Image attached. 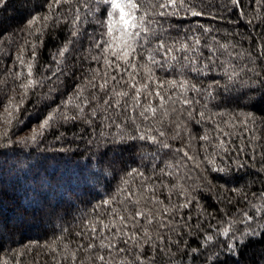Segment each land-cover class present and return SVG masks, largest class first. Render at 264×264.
I'll return each instance as SVG.
<instances>
[{
	"label": "snow or ice",
	"instance_id": "1",
	"mask_svg": "<svg viewBox=\"0 0 264 264\" xmlns=\"http://www.w3.org/2000/svg\"><path fill=\"white\" fill-rule=\"evenodd\" d=\"M6 3L7 0H0V7ZM63 5L70 7L61 15L59 10ZM212 7L208 0H48L47 13L33 15L21 31L31 37L61 22L65 27L71 26L72 30L52 59L50 75L33 78L36 42L24 39L17 45L19 53L13 61L15 69L5 68L4 72L8 73L14 84L22 80L26 82L16 84V88L21 90L18 102L13 95L4 105V112L0 113V126L3 127L0 139L8 137V126L16 119L14 112L20 111L29 91L35 94L36 89L45 86L46 80H58L64 75L66 57L79 51L76 48L78 43L82 47L83 43H87L90 51L82 59L102 64L104 70L101 71L99 67L90 69L91 77L85 80L83 87L76 89L75 96L81 99L80 103L73 105L74 112L64 110L65 106L73 104V98L61 101L38 127L32 129L30 135L18 138L17 143H36L47 129L63 121H81L88 125L96 124L97 127L114 126L121 129L120 141L140 140L155 146L154 158L167 150L164 155L171 154L174 162L167 164L166 172L161 171L169 177L190 180L193 167L199 170L204 164L215 165L212 157L219 156L221 152L229 159L236 157L233 162L243 167L240 164L241 156H246L248 150L255 152L257 148L264 149V135H257L260 130L255 114H233L225 120L223 117L227 114L210 112L208 103L217 100L222 93H236L239 98L246 96L248 91L261 93L251 105L253 108L257 102L264 100V32L259 42L254 37H248L255 43L256 51L253 53L240 50V45L226 37L222 39L211 26L197 22L181 31L174 23L178 17L223 19L213 16ZM215 7L219 9L221 5ZM222 7L225 11L235 9L240 17L247 15L244 0H225ZM251 7L256 14L248 23H252V20L264 23V16L260 14L264 13V0H251ZM92 24H95L96 30L90 34L87 29ZM173 31L177 32L175 39L172 37ZM3 43L6 42L0 40V44ZM13 44L15 40L9 47ZM26 50L31 52L27 63ZM25 68L26 73L23 71ZM157 72L170 75L160 79ZM205 78L210 82L203 83ZM0 83H7V79ZM125 85L127 90H117ZM16 88L12 91L15 92ZM87 89L92 91L89 96H84ZM97 93L104 95L98 96ZM188 121H210L214 125L212 133L206 131L199 137L200 141L205 142V151L206 145L213 148L199 162H196V156L190 154L191 140L195 137L185 136ZM129 127L135 129L136 134L126 137L124 130ZM213 135L216 139L214 144ZM170 141H179L184 147L173 148ZM8 142H13L10 137ZM258 154L264 158V151ZM211 171L225 173L230 169L212 167ZM127 176L133 177V182L125 178L116 195L96 205L86 222L82 218V226L75 233L78 237L75 250L65 255L57 252V240L63 237L42 246L53 253L54 264H64L69 260L71 264H120L118 258H123L127 264H159L160 257H172L173 247L180 249L183 245L182 235L187 231H195L204 241L192 249L194 254L204 249L201 253L204 256L203 264H220L216 259V250L220 247L235 252L237 245L243 243L242 238H264V214L257 216L240 208L236 209L240 213L239 219H228L231 214L229 209L221 214L220 220L212 217L216 220L215 224L207 221L202 224L203 216L211 213L202 207L198 209L200 216H195L191 211L184 213V210L197 205L187 188L179 184L165 185L160 177H148L138 169H132ZM137 177L140 181L138 185L135 184ZM197 179L203 181L204 177L198 176ZM157 181L160 189L167 192L165 198L168 204L155 194ZM221 187L224 189L223 202L226 206L235 207V203L243 200L255 209L249 193L243 189L228 188L227 181ZM174 195L181 197L182 202L174 203ZM252 195L257 196L256 193ZM259 197L264 198V191L259 193ZM222 222H226L228 227H223ZM213 228L216 229L215 237L211 234ZM173 233L178 237L176 240L172 239ZM219 237L228 239L220 240ZM68 247L64 244L63 250ZM18 255L22 256L23 253ZM61 255L62 259H58ZM2 264L8 262L3 261Z\"/></svg>",
	"mask_w": 264,
	"mask_h": 264
},
{
	"label": "trees",
	"instance_id": "2",
	"mask_svg": "<svg viewBox=\"0 0 264 264\" xmlns=\"http://www.w3.org/2000/svg\"><path fill=\"white\" fill-rule=\"evenodd\" d=\"M208 2L213 5L211 8L213 16L223 19H212L207 16L186 19L178 17L174 23L181 31L187 30L197 22L211 26L222 39L226 37L240 45V50L255 53V43L248 37H254L255 41L259 42L261 33L264 32V23L260 20H252V23H248L256 14L252 11L251 0H244V11L247 15L243 17L238 16L235 9L223 10L225 0H208ZM47 3L48 0H7V3L0 7V40L6 42L0 44V81L7 79V83H0V113L4 112V105L13 95L17 97L18 102L21 90L16 88V84L26 82L22 80L14 84L8 73L4 72L5 68L15 69L13 61L15 55L19 53L17 45L24 39L36 42L33 78L50 75L49 66L52 64V59L72 30L71 26L65 27L61 22L44 29L42 34L31 37L21 31L26 21L33 15L47 13ZM217 4L221 5V8H216ZM69 7L63 5L59 14L63 15ZM260 14L264 16V13ZM87 30L90 34L94 33L95 24L88 26ZM172 37L173 39L177 37L176 31L172 32ZM13 40L15 44L9 47ZM76 48L79 51L66 57L63 65L64 75L51 82L46 80L45 86L36 89L35 94L29 91L20 111L14 112L16 119L8 126V137L13 142L9 143L8 137L0 139V264L3 261H7L8 264H54L53 253L42 246L51 244L60 237L63 239L57 240L58 253L62 252V255H65L75 250V243L78 240L75 233L82 226V218L86 222L88 214L92 213L96 205L116 195L125 178L133 182V177L127 176L132 169H138L148 177H160L165 185L179 184L187 188L197 201V205L192 209L184 210V213L191 211L195 216H200L201 212L198 209L201 207L207 213H211L203 216L202 224L205 221L215 224L216 220L221 219V214L229 209L231 214L228 219H239L240 213L236 209L240 208L257 216L264 214V198L259 197V193L264 191V158L258 154L264 149L257 148L255 152L248 150L246 156L240 157V164H243V167L233 162L236 157L229 159L221 152L219 156L212 157L215 165L204 164L199 170L193 167L192 179L185 181L165 175L167 164L174 162L171 154L164 155V151L167 150L155 155L154 158L155 146L140 140L120 141L121 129L114 126L97 127L96 124L88 125L81 121H63L56 127L47 129L36 143L31 141L17 143L18 138L30 135L32 129L38 127L61 101L73 98V104L65 106L64 110L74 112L73 105L80 103L81 99L75 96L76 89L83 87L85 80L91 77L90 69L99 67L101 71L104 70L102 64L90 59H82L87 57L90 51L87 43H83V47L78 43ZM30 58L31 52L26 50L25 62L27 63ZM23 71L26 73V68ZM169 75V73L157 72V77L160 79H166ZM209 82L207 78L203 80L205 84ZM13 88H16L15 92L12 91ZM117 90H127L126 85ZM91 91L87 89L83 95L89 96ZM241 91L247 90L241 89ZM260 94L258 91H248L246 96L237 98L236 93H222L217 100L209 101L208 108L210 112L227 114L223 117L225 120L233 114L252 112L256 116L257 128L260 130L257 135H264V100L257 102L255 108L251 106ZM97 95L104 94L97 93ZM219 119L218 117V122ZM187 125L188 132L185 136L195 137L191 140L190 154L196 156V162H199L213 151L212 145H206L207 151H205V142L200 141L199 137L206 131L212 133L214 125L210 121L200 123L188 121ZM0 131H3L2 126ZM135 134V129L131 127L124 130L126 137ZM215 142L213 135L212 143ZM170 143L173 144V148L184 147L179 141H170ZM212 167H226L230 171L213 172ZM162 169L165 172H162ZM198 176H203L204 180H198ZM226 181L228 188H240L249 193V199L256 206L255 209L246 205L243 200L235 203V207L226 206L223 202L224 189L221 187ZM139 182V178H135V184L138 185ZM157 189L155 194L168 204L165 198L167 192L160 189L159 181H157ZM252 193H256L257 196H253ZM173 202H182V198L174 195ZM213 216L216 220L212 219ZM222 226L228 227V224L222 222ZM211 234L215 237V228L212 229ZM177 238L173 233L172 239ZM182 239L183 245L180 249L173 247L172 257H160L159 264H203L204 256L201 253L204 249L201 248L200 252L195 254L192 252L198 244L204 243L203 239L195 231H187V234L182 235ZM219 239L228 238L219 237ZM242 239L243 243L237 245L235 252H229L223 247L216 250L218 252L216 259L220 264H264V238L253 236ZM64 244L69 246L67 250H63ZM185 245L188 247L185 248ZM62 255L58 256V259H62ZM118 259L120 264H127L123 258ZM64 264H71V261H64Z\"/></svg>",
	"mask_w": 264,
	"mask_h": 264
}]
</instances>
